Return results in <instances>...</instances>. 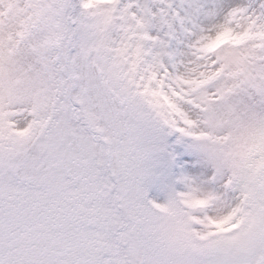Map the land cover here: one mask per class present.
I'll return each mask as SVG.
<instances>
[{
	"label": "snow or ice",
	"instance_id": "snow-or-ice-1",
	"mask_svg": "<svg viewBox=\"0 0 264 264\" xmlns=\"http://www.w3.org/2000/svg\"><path fill=\"white\" fill-rule=\"evenodd\" d=\"M0 264H264V0H0Z\"/></svg>",
	"mask_w": 264,
	"mask_h": 264
}]
</instances>
